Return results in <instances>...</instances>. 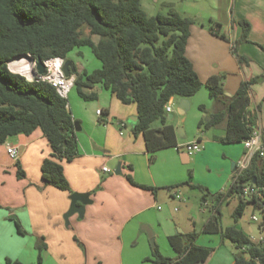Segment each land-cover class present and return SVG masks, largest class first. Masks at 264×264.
Masks as SVG:
<instances>
[{
	"label": "crops",
	"instance_id": "0c3cea01",
	"mask_svg": "<svg viewBox=\"0 0 264 264\" xmlns=\"http://www.w3.org/2000/svg\"><path fill=\"white\" fill-rule=\"evenodd\" d=\"M163 4L194 20L186 55L203 83L195 95L171 99L174 118L169 121L175 127L177 144L149 151L143 135L135 134L129 121L138 117L136 104L122 103L102 85L84 90L96 94L95 99L85 100L78 94L86 104L76 96L69 104L81 125L76 131L77 154L61 161L70 191L43 179L42 164L52 149L40 129L9 137L0 145V264H9L8 258L23 264H152L148 258L153 245L146 227L155 231L157 240L168 243L169 236L196 231L195 244L212 250H201L193 264H235V245L224 241L220 232H207L204 227L214 213L216 196L231 187L245 147L243 142L222 140L224 123L211 127H200V123L224 109L223 103L210 97L206 82L211 76L222 78L225 98L233 96L243 81L257 78L250 89L249 110L257 113L256 127L264 137V0H164ZM240 20L250 24L247 40L242 42ZM212 22L221 24L226 39L210 30ZM74 63L77 72H91ZM100 67L96 63L94 69ZM183 98L189 107L180 106ZM98 109L103 110L102 116ZM119 121L128 123L123 134ZM197 139L202 149L190 155L185 145ZM7 144L20 148L17 161L9 157ZM119 163L122 173L116 174ZM103 166L111 172H103ZM73 192H91L93 203L86 206L83 218L71 216L67 226L63 215ZM234 201L237 206L238 197L221 205L222 225L223 206ZM207 207L211 214L205 217ZM234 210L231 223L223 227L235 225L257 242L249 234L254 227L248 224L247 232L242 217L235 221ZM14 218L24 235L18 233ZM186 220L190 221L187 231ZM134 241L138 245L132 246ZM39 243L44 244L42 250ZM171 249L175 251L171 245L165 247L167 254Z\"/></svg>",
	"mask_w": 264,
	"mask_h": 264
},
{
	"label": "trees",
	"instance_id": "16d2710c",
	"mask_svg": "<svg viewBox=\"0 0 264 264\" xmlns=\"http://www.w3.org/2000/svg\"><path fill=\"white\" fill-rule=\"evenodd\" d=\"M193 24L192 18L174 9L149 16L141 0H0V145L11 136L30 135L40 129L52 149L51 156L42 164L43 179L70 191L61 161L75 157L78 140L68 100L51 84L30 81L11 71L8 63L26 54L42 60L68 59L71 51L83 46L91 48L101 67L75 73L78 94L85 100L95 99L96 94L84 90L102 85L122 103L136 104L138 121L133 131L143 135L149 151L176 145V130L168 120L165 106L172 97L195 95L203 85L186 55ZM239 24L243 29L239 42L246 41L250 24L246 20ZM210 30L227 38L220 23L212 22ZM257 81H243L233 96L225 98L222 78L211 76L206 82L210 97L223 103L224 109L214 113L210 121H202L200 127L224 123L223 141L242 142L249 138L258 119L257 113L249 110L250 89ZM155 122L160 126L154 127ZM263 162L255 155L250 167L234 176L229 190L216 196L214 213L204 227L207 232H220L224 241L235 245V264H264V242L252 241L235 225L223 227L220 207L229 198L238 197L233 212L237 221L251 202L262 210L264 229ZM23 175L18 166V176ZM247 184L258 188L250 199L241 196ZM194 187L205 191L202 186ZM14 221L18 233L24 235L20 222L15 218ZM197 236L196 231L169 236L177 257L164 256L155 245L148 260L152 264H193L201 250H212L196 245ZM43 247L44 244H38L40 250ZM7 262L23 264L9 258Z\"/></svg>",
	"mask_w": 264,
	"mask_h": 264
},
{
	"label": "built area",
	"instance_id": "2783aa9c",
	"mask_svg": "<svg viewBox=\"0 0 264 264\" xmlns=\"http://www.w3.org/2000/svg\"><path fill=\"white\" fill-rule=\"evenodd\" d=\"M232 48L233 51H235V44H233ZM65 60L66 59L63 57H52L43 60L45 65V72L43 74L33 73L32 76H29L27 74H22L21 72L19 73L24 75L30 81L37 80L51 84L57 89V91L61 96L67 98L70 91L74 87L76 74H71L70 76L65 75L63 71ZM36 66H37V59L35 58L32 61L33 72L34 70H36ZM171 99L165 106V111L167 114L172 112ZM103 113L104 112L102 109L97 110V114L99 116H102ZM118 124L120 127V133L123 134V130L127 127L128 123L126 121H119ZM242 142L245 147V153L236 163V174H240L243 171L247 170L250 167L255 155H259L260 158H262V160L264 161V137L262 130L259 127H255L252 133L250 134V137L244 139ZM185 147L190 155H194L200 152L202 149L200 140L198 139L187 143ZM6 150L9 157L12 160L17 161L19 159L20 148L17 145L7 144ZM263 168H264V162H263ZM102 170L105 173L111 172V169L108 166H103ZM257 191L258 188L247 184L243 187L241 196L243 198L250 199L253 196V194L257 193ZM176 196L178 197L179 195ZM253 219L255 220L256 217L253 216ZM258 242H264V237Z\"/></svg>",
	"mask_w": 264,
	"mask_h": 264
},
{
	"label": "rangeland",
	"instance_id": "374dc122",
	"mask_svg": "<svg viewBox=\"0 0 264 264\" xmlns=\"http://www.w3.org/2000/svg\"><path fill=\"white\" fill-rule=\"evenodd\" d=\"M141 2H142L143 9L146 11V13L149 16H153V15H156L158 13L167 14L169 12L166 5L163 4L164 0H141ZM94 38L96 40H98V37L94 36ZM68 58L73 60L74 62H79L80 64H82L83 67H86L89 71H92L95 68L96 63L101 64L100 60L96 58V56L92 52L91 48L88 46H83L81 48H78V49L71 51L68 55ZM74 96H76V98H78V100L81 103L84 102L79 98L76 88L73 87L71 90V93L67 96L68 104H70L72 97H74ZM82 104H86V103H82ZM189 191H191V190H189ZM200 204H202V202H200ZM235 204H236V201L232 202L231 204H225L223 206L222 212H223V225L224 226L231 223V213L233 211V207H234V209L237 207ZM205 210H206V213L203 215L205 217H207L211 214V210L208 209V207L205 208ZM253 216L256 217L255 221L252 219ZM262 220H263L262 210L259 207H255L253 203L249 202L247 204V208L245 209L244 214L242 216V222H243L245 230L247 232L249 231V229L247 227L248 224H250L251 226L254 227V232L249 233V234L257 242L264 237V229L261 228ZM184 227L187 231V229H189V227H190V221L186 220ZM154 233H155V231H154ZM147 234H148V232H147ZM154 241H155V245L158 247L159 251L164 256L170 257V258H175L177 256L176 252L173 251L172 249H171L172 251L170 253L171 255L167 254L165 247L170 248V245H169L167 240L161 241V238H159L157 240L155 238V234H154ZM150 243H151V240H150ZM133 244H135L134 246L138 245V244H136L135 241L132 242V246H133ZM228 244L233 245V243L231 241H228ZM235 251H236V248H235ZM149 255H150L149 257H151L152 253H150ZM142 263L143 264H150V263L145 262V261H143Z\"/></svg>",
	"mask_w": 264,
	"mask_h": 264
},
{
	"label": "water",
	"instance_id": "95a60500",
	"mask_svg": "<svg viewBox=\"0 0 264 264\" xmlns=\"http://www.w3.org/2000/svg\"><path fill=\"white\" fill-rule=\"evenodd\" d=\"M23 56L30 57L31 61H33L35 59L30 54H26V55H23ZM18 57H20V56H18ZM18 57H16V58H18ZM16 58H14V59H16ZM8 67H9V69L11 71L19 73L17 71L12 70L10 65H9V63H8ZM63 71H64L66 76H70L71 74H75L77 72V67H76L74 61L69 59V58L66 59L64 67H63ZM44 72H45L44 62H43V60L41 58H37L36 70H34L33 73L43 74ZM185 104H187V106H185ZM180 106L183 107V108L189 107V102H188L187 98H183L181 100ZM167 117H168V120L172 121L173 118H174V114L173 113H169ZM129 121H130V123L132 125H135L137 123V121H138V117H131L129 119ZM74 125H75V131L81 130V125H80L79 121L75 120ZM177 132H178V134L180 133L179 128L177 129ZM115 173L116 174H121L122 173L121 164L120 163L118 164ZM90 196H91V192H73V193L70 194L69 198L71 200V203H70L69 209L63 215L64 220H65V224L67 226H69V224H70V217L71 216L77 214L79 216V218H83L84 217L85 211H86V206L88 204L93 203V200L90 198ZM263 215H264V213H263ZM146 230L148 232V235L150 237L152 245L155 246L154 231L150 227H146ZM248 246L251 247L252 244L250 243ZM246 257L250 258L251 254L247 253Z\"/></svg>",
	"mask_w": 264,
	"mask_h": 264
},
{
	"label": "bare ground",
	"instance_id": "6f19581e",
	"mask_svg": "<svg viewBox=\"0 0 264 264\" xmlns=\"http://www.w3.org/2000/svg\"><path fill=\"white\" fill-rule=\"evenodd\" d=\"M9 65L14 71H18L29 76H32L33 74L32 61L28 56H20L13 59L9 62Z\"/></svg>",
	"mask_w": 264,
	"mask_h": 264
}]
</instances>
